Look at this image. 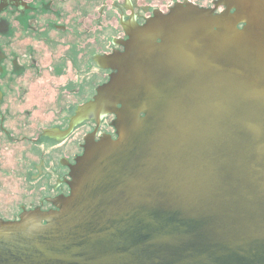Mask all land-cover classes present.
Instances as JSON below:
<instances>
[{"label":"water","instance_id":"95a60500","mask_svg":"<svg viewBox=\"0 0 264 264\" xmlns=\"http://www.w3.org/2000/svg\"><path fill=\"white\" fill-rule=\"evenodd\" d=\"M221 4L136 29L77 115L117 139L87 141L58 212L0 221V264H264V0Z\"/></svg>","mask_w":264,"mask_h":264},{"label":"flooded vegetation","instance_id":"af4514ba","mask_svg":"<svg viewBox=\"0 0 264 264\" xmlns=\"http://www.w3.org/2000/svg\"><path fill=\"white\" fill-rule=\"evenodd\" d=\"M217 2L0 0V221L58 212L87 141L117 139L115 113L78 117L101 88L77 102L85 72L94 77L103 71L108 84L118 73L113 59L126 52L137 28L182 6L214 15L228 10Z\"/></svg>","mask_w":264,"mask_h":264},{"label":"rangeland","instance_id":"374dc122","mask_svg":"<svg viewBox=\"0 0 264 264\" xmlns=\"http://www.w3.org/2000/svg\"><path fill=\"white\" fill-rule=\"evenodd\" d=\"M120 34L121 33L118 29L117 30V36L119 37ZM89 73H90L89 71L88 72L86 71L85 75H84V93H83V96L81 95L82 97L80 96L79 98H78V96L74 97V99H76L77 102H81L82 100L85 102V101L91 99L93 97L92 96L93 95L92 89L94 87H97V85H100V87H102L107 82V78L105 77V74L103 71L100 72V75L94 76V77L91 76ZM68 98H69V102H71L72 97H68Z\"/></svg>","mask_w":264,"mask_h":264}]
</instances>
